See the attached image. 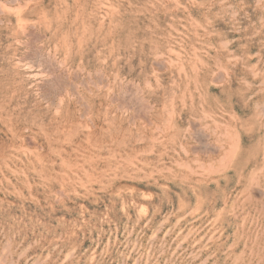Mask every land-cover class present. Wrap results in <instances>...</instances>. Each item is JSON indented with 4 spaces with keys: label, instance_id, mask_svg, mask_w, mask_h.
Instances as JSON below:
<instances>
[{
    "label": "rangeland",
    "instance_id": "1",
    "mask_svg": "<svg viewBox=\"0 0 264 264\" xmlns=\"http://www.w3.org/2000/svg\"><path fill=\"white\" fill-rule=\"evenodd\" d=\"M0 264H264V0H0Z\"/></svg>",
    "mask_w": 264,
    "mask_h": 264
},
{
    "label": "bare ground",
    "instance_id": "2",
    "mask_svg": "<svg viewBox=\"0 0 264 264\" xmlns=\"http://www.w3.org/2000/svg\"><path fill=\"white\" fill-rule=\"evenodd\" d=\"M200 131V130H199Z\"/></svg>",
    "mask_w": 264,
    "mask_h": 264
}]
</instances>
